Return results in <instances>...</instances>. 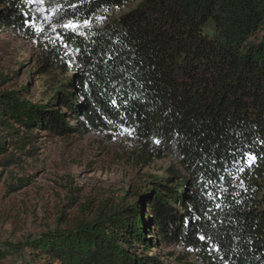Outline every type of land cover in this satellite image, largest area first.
Returning a JSON list of instances; mask_svg holds the SVG:
<instances>
[{"label": "trees", "instance_id": "1", "mask_svg": "<svg viewBox=\"0 0 264 264\" xmlns=\"http://www.w3.org/2000/svg\"><path fill=\"white\" fill-rule=\"evenodd\" d=\"M27 5L0 0V33L29 32ZM43 6L60 9L54 23L97 26L84 35L64 31V48H48L37 68L46 75L41 100L23 89L0 94V168L22 166L45 136L85 135L120 121L146 139L132 164L161 162L164 176L134 193L105 189L78 206L70 226L28 240L30 254L12 262L0 252V264H162V247H179L198 264H264V0ZM55 107L69 114L59 117ZM246 152L255 162L237 173Z\"/></svg>", "mask_w": 264, "mask_h": 264}, {"label": "rangeland", "instance_id": "2", "mask_svg": "<svg viewBox=\"0 0 264 264\" xmlns=\"http://www.w3.org/2000/svg\"><path fill=\"white\" fill-rule=\"evenodd\" d=\"M26 1L34 26L28 33H0V94L23 89L28 99L39 101L42 99L40 84L46 80V75L37 72V68L49 47L62 49L57 36H62L64 30L60 26L66 21L54 23L51 10L32 0ZM133 6L111 9L107 14L117 16ZM37 7L46 11L37 12ZM89 21L90 24L82 26L80 31L84 33L97 26L96 21ZM79 22L83 25V21ZM35 27L43 31L37 33ZM55 110L59 117L69 114L63 108L55 107ZM60 119L78 130L73 121ZM38 141V154L25 159L22 166L0 168V252L7 254V262H12L19 254H30L25 246L28 240L70 226L78 215V206L105 189H125L134 193L152 178L164 176L165 165L161 162L149 168L132 164L135 149L146 139L120 121H111L104 128L90 130L85 135L74 132L45 136ZM2 158L4 156H0V160ZM172 162V156L164 161L165 164ZM20 182L26 184L23 189L9 192L10 185ZM161 252L164 254L160 257L162 264H198L179 247H162ZM167 253L173 255L165 256ZM151 254L159 256V251L152 249Z\"/></svg>", "mask_w": 264, "mask_h": 264}, {"label": "snow or ice", "instance_id": "3", "mask_svg": "<svg viewBox=\"0 0 264 264\" xmlns=\"http://www.w3.org/2000/svg\"><path fill=\"white\" fill-rule=\"evenodd\" d=\"M32 2L35 3V4H37V5H43L45 3V0H32ZM70 7L72 9H76L77 8V5L76 4H71ZM36 11L37 12H40V13H43L46 10L44 8H42V7H37ZM59 11H60L59 8L52 9V12L53 13H58ZM45 19H48V17H45ZM97 19L98 20H102L103 17H98ZM88 24H90V21L89 20H84L83 21V25H81V23L79 22V20H77V19H69L64 24H62L60 27H62L65 32L71 31V32H73V33H75L77 35H84V33L82 31H80V29H81L82 26H87ZM25 26L33 27L34 26V20H26L25 21ZM34 30L37 33H40L41 31H43V29L40 28V27H35ZM53 30H55V29H53ZM57 39H59V40L62 41L63 40V37L58 35L57 36ZM65 47H67V45H65ZM76 51H78V50H76ZM66 54H68V53H66ZM115 104H116V101L113 100V105H115ZM124 131H127V132H129V134H131L130 133V130H128V129H125ZM158 142L159 141H157V143ZM255 159H256V157L252 153H250V152L244 153L243 160L242 161H236L235 162L238 165H240V164L243 165V166L237 167V169H236L237 173L243 172L244 171V167H251L252 164L255 162ZM221 179H223V177H221ZM209 183H211V181H209ZM241 186H243V182L242 181H241ZM212 195L213 194L211 192L208 193V196H209L210 199L212 198ZM217 206H219V205H217ZM199 238L201 240L206 239L204 236H201Z\"/></svg>", "mask_w": 264, "mask_h": 264}]
</instances>
